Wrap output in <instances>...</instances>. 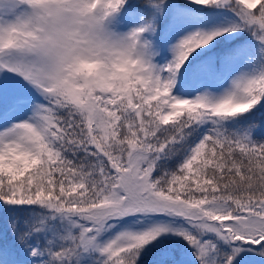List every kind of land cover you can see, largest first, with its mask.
<instances>
[{
	"label": "snow or ice",
	"instance_id": "obj_1",
	"mask_svg": "<svg viewBox=\"0 0 264 264\" xmlns=\"http://www.w3.org/2000/svg\"><path fill=\"white\" fill-rule=\"evenodd\" d=\"M0 264H264V0H0Z\"/></svg>",
	"mask_w": 264,
	"mask_h": 264
}]
</instances>
